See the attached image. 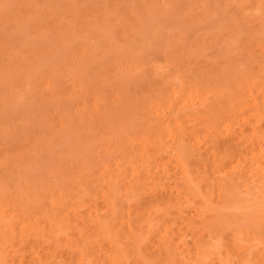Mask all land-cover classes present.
<instances>
[{
	"label": "bare ground",
	"instance_id": "bare-ground-1",
	"mask_svg": "<svg viewBox=\"0 0 264 264\" xmlns=\"http://www.w3.org/2000/svg\"><path fill=\"white\" fill-rule=\"evenodd\" d=\"M77 1L62 0L53 10L60 19L70 12L63 16L68 27L58 29L61 45L72 38L71 25L80 21L77 12L92 10L95 0ZM133 1L96 0V14L87 21L89 31L107 39L120 21L124 36L136 46L142 43L131 64L137 69L138 97L127 98L130 102L116 93L112 105L96 104L93 109L108 121L109 130L124 133L104 147L105 158L98 164L86 163L62 177L60 185L44 184L39 202L28 209H17L23 203L19 197L10 204L5 201L8 195L0 193V264H148L140 252L150 246L157 252L156 264H205L222 244L210 239L226 233H220L221 224L229 212L248 226L255 220L264 224V36L251 34L236 47L237 55L248 56L242 60L239 54L240 64L245 62L241 69L228 66L224 53L210 59L191 47L169 53L160 39L145 50L133 30L139 21L130 6ZM257 1L264 5V0ZM35 2L40 8L44 0ZM120 5L124 8H116ZM42 8L38 11L49 18L51 12ZM256 25L264 28V19ZM8 27L15 28L10 46L17 50L24 35L14 24ZM33 31L43 36L46 29ZM112 60L109 55L103 63ZM91 80H98L95 68L84 83ZM92 98L101 101L92 92L81 101L84 108L91 109ZM64 129L62 124L59 130ZM30 211L34 214L25 215ZM260 237V253L244 249L236 263L223 255L212 263L264 264Z\"/></svg>",
	"mask_w": 264,
	"mask_h": 264
},
{
	"label": "rangeland",
	"instance_id": "rangeland-1",
	"mask_svg": "<svg viewBox=\"0 0 264 264\" xmlns=\"http://www.w3.org/2000/svg\"><path fill=\"white\" fill-rule=\"evenodd\" d=\"M61 1L44 0L43 5L36 8L35 0H0V193L8 195L5 201L10 204H14L17 197L22 199L23 203L17 205L19 210L39 202L44 184L60 185L62 177L81 170L86 163L98 164L105 158L104 147L115 144L124 133L123 129H108V121L93 111L96 104L112 105L116 93L130 102L131 99L127 98L138 97L139 88L134 87L137 69H133L131 64L135 49L142 48V43L136 46L126 38L128 34L124 36L120 21L109 39L104 34L97 36V31H89L91 26L87 21L96 14L95 0L92 10L84 7L77 12L80 15L77 20L80 21L71 25L72 38L61 45L58 29L60 25L68 27L63 16L70 13H62L61 19L55 14L53 10L56 11ZM86 1L89 0H78L77 3ZM106 1L114 3L116 0ZM256 1L135 0L130 6L132 10L136 9L139 21L134 23L133 30L141 37L145 50L153 49L160 39L169 53L186 47L196 49L205 59L224 53L228 66L238 65V68L240 65L241 69L245 62L240 64L238 56L241 53L237 55L236 47L244 44L251 34L262 33L258 36H264V28L256 25L264 19V5ZM52 3L55 8H52ZM42 6L51 12L49 18L38 11L43 10ZM133 12L130 11L131 16ZM125 19L126 15L122 14L120 20ZM4 22H7L6 26ZM11 24L24 35L17 50L10 46L14 36L11 31L15 29L8 27ZM34 27L46 29L44 35L34 33ZM72 28H75L74 32ZM109 55L113 60L104 64ZM241 57L242 60L248 59L247 55L246 58ZM120 66L124 70L120 71ZM92 68L98 70V80L84 83ZM55 78H58V83L54 82ZM89 89L101 101L95 102L92 98L88 102L94 104L89 106L91 109H86L81 101L92 96ZM92 114L95 115L93 119ZM129 115L130 112L127 117ZM62 124L65 129L59 130ZM244 206L242 204V208ZM30 213L34 214L30 211L25 215ZM236 216L235 212H229L226 222L223 220L220 233H226L221 235L222 238H209L216 244L219 241L218 246L222 244L219 250H213L216 254L211 251L204 260L205 264L218 262L221 255L224 260L230 257L228 260L236 263L246 252L260 253L263 241L258 236L264 239V224L255 220L251 221L252 224L248 221V226L245 219L236 220ZM74 234L73 238L76 237ZM41 249L37 248L39 253ZM148 249L142 248L140 255L143 257H140L145 258V262L149 261L148 264L150 261L156 264L157 252L154 247ZM41 254L45 255V251ZM129 255L133 257L132 252Z\"/></svg>",
	"mask_w": 264,
	"mask_h": 264
}]
</instances>
